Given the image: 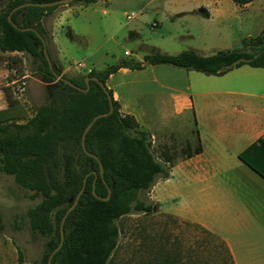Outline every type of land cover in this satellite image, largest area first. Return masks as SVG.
<instances>
[{"label": "crops", "instance_id": "obj_1", "mask_svg": "<svg viewBox=\"0 0 264 264\" xmlns=\"http://www.w3.org/2000/svg\"><path fill=\"white\" fill-rule=\"evenodd\" d=\"M106 2L60 6L40 21L48 39L46 50L53 62L60 63L62 74H85L122 58L143 65L118 68L105 85L119 112L132 115L152 138L151 146L169 151L173 159L168 177L157 178L147 191L156 210L133 212L119 235L115 249L121 264L127 263L126 257L132 264H264V178L238 158L250 143H264V66L241 64L222 75H206L146 64L147 52L141 48L139 55L133 54L135 59L124 50L129 58L119 56L112 62L102 50L107 40L115 41L112 34L105 38L111 19L103 20L100 14L105 13ZM197 5L204 9L197 13L221 19L238 11L256 15L257 34L264 27V0L243 5L197 0ZM156 25L153 21L150 27ZM136 34L128 28L125 38ZM75 43L84 51L80 67L61 60ZM2 63L6 65H0V109L7 106L4 89L12 93L9 86L16 77L10 61ZM10 73L14 77L9 79ZM22 75L26 100L43 103L50 83L37 75ZM160 179L171 183L163 193L155 187Z\"/></svg>", "mask_w": 264, "mask_h": 264}, {"label": "trees", "instance_id": "obj_2", "mask_svg": "<svg viewBox=\"0 0 264 264\" xmlns=\"http://www.w3.org/2000/svg\"><path fill=\"white\" fill-rule=\"evenodd\" d=\"M49 1L53 0H0V52L22 54L35 63L42 81L53 82L51 98L35 106L26 119L15 97L4 89L7 106L0 109V172L11 176L18 187L31 191L29 198L38 197V201L25 211L31 236L42 239L43 249L36 264H46L47 257L59 243L61 217L80 189L76 205L63 221L62 243L52 254L50 264H107L118 243L117 220L135 211H151L144 194L157 178L168 177L173 155L162 149L159 155L163 162L156 159L149 134L138 127L132 115L119 112L118 103L106 87V78L118 68L143 67L140 62L123 58L85 74H62L81 88L86 86L84 75L95 76L111 97L112 111L92 123L84 137L87 153L82 150L83 128L94 115L108 110L106 94L91 79L86 91L74 89L63 79H57L44 56L35 48L36 43L40 44L37 33L45 43L48 40L41 17L64 5L18 8L10 14L11 22L17 27L7 20L10 10L20 3ZM95 1L73 0L66 5H88ZM231 1L243 5L251 0ZM25 27H32L34 31L19 29ZM68 36L73 38L70 33ZM19 61L17 57L11 59L13 63ZM143 62L168 64L206 75H222L241 64L262 67L264 27L255 36L242 39L236 48L216 50L207 55L193 49L176 54L148 49ZM238 158L264 178V143H250L238 153ZM107 187L109 196L102 200ZM17 264H24L20 252Z\"/></svg>", "mask_w": 264, "mask_h": 264}, {"label": "rangeland", "instance_id": "obj_3", "mask_svg": "<svg viewBox=\"0 0 264 264\" xmlns=\"http://www.w3.org/2000/svg\"><path fill=\"white\" fill-rule=\"evenodd\" d=\"M147 1L108 0L102 6L105 9V13L100 14L103 20L111 19L106 26L105 38L110 34L115 38V41L107 40L102 50L105 49L108 53L107 57L112 62L119 56L127 57L123 54L124 50L131 53V59H135L133 54L139 55L140 50L148 52V49H155L165 54H176L182 50L193 49L198 54L207 55L216 50L236 48L242 39L257 34L256 21L259 17L249 16L243 11L231 14L228 19H221L212 14L204 16L197 13L199 8L197 0ZM131 12H135L136 15L126 18V15ZM153 21L157 22V25L150 27ZM128 28H134L137 34L126 39L125 34ZM117 29L118 31L114 33ZM99 42H102V38ZM83 56V49L75 43L66 48V56L61 60L62 63L69 64L78 62ZM15 57L20 59L18 63L11 62V59ZM5 59L16 68L18 78L27 73L29 76L37 75L41 79L35 63L22 54H0V65H6L2 63ZM57 64L61 67L60 63ZM64 74L71 76L68 72ZM12 77L14 75L10 73L8 78ZM23 80L25 81V78ZM52 83L43 92L44 100L51 98ZM19 86L20 80L9 86V89L22 107L24 119H26L40 101L29 103L26 100L25 88L20 94ZM151 149L156 159L163 162L159 155V148L152 145ZM170 185V182L160 179L155 187L159 193H163ZM30 193L31 191L18 187L11 176L0 172V264H17L18 252L24 264H36L41 256L42 239L31 236L25 216L26 209L38 201V197L29 198ZM140 196L142 198V195ZM144 197L147 198V192ZM132 214L128 213L117 220L120 238L123 236L124 227L131 221ZM125 260L127 263L124 264H132V258L126 257ZM107 264H121L117 249L112 252Z\"/></svg>", "mask_w": 264, "mask_h": 264}, {"label": "water", "instance_id": "obj_4", "mask_svg": "<svg viewBox=\"0 0 264 264\" xmlns=\"http://www.w3.org/2000/svg\"><path fill=\"white\" fill-rule=\"evenodd\" d=\"M73 0H53V1H49V2H41V3H33V2H23V3H20L18 4L17 6L13 7L10 12L7 14V20L11 22L10 20V14L18 9V8H21V7H24V6H28V5H37V6H52V5H66L70 2H72ZM198 12L200 13H203L204 9L202 7L198 8L197 9ZM12 23V22H11ZM12 25L14 27H17L14 23H12ZM21 30H33L34 29L32 27H25V28H19ZM38 37L40 39V44H35V48L38 50L39 53H41L45 60H46V63L48 65V68L52 71V73L56 76L57 79H63L70 87H73L74 89H77V90H80V91H86L87 88H88V80L91 79V80H94L96 81L99 86L103 89L104 93L106 94V97H107V100H108V104H109V107H108V110L105 111V112H102V113H98L96 115H94L90 120L89 122L85 125V127L83 128V131L81 133V138H80V146L82 148V150L86 152V149L84 147V137H85V133L87 132V130L89 129V127L92 125V123L97 119V118H100L102 116H106L107 114H109L111 111H112V104H111V97H110V94L108 93L107 91V88L104 86V84L102 82H100L95 76H89V75H84V82H85V88H81L75 84H73L71 81L65 79L62 77V69L60 68V66H58L55 62H53L49 55H48V52L46 50V47H45V42L42 38V36L40 34H38ZM97 162H98V171H99V174L102 175V166L100 164V162L98 161L97 159ZM82 189H80L78 191V193L75 195V197L72 199V202L71 204L67 207V209L65 210L64 214L62 215L61 217V220H60V223H59V243L57 244V246L52 250V252L49 254V256L47 257V261H46V264H50V258L52 256V254L54 252H56L60 246H61V243H62V239H63V232H62V224H63V221L66 217V215L68 214V212H70L74 206L76 205L77 203V200H78V197H79V194L81 192ZM92 194L95 195L94 193V190H93V185H92ZM109 196V188L107 187V192H106V195L104 197H102L101 199L102 200H106ZM156 210V207L155 205H152L151 206V211H155Z\"/></svg>", "mask_w": 264, "mask_h": 264}, {"label": "built area", "instance_id": "obj_5", "mask_svg": "<svg viewBox=\"0 0 264 264\" xmlns=\"http://www.w3.org/2000/svg\"><path fill=\"white\" fill-rule=\"evenodd\" d=\"M136 15V13L135 12H131L130 14H127L126 15V18H130V17H133V16H135ZM124 54H127V51H124ZM77 64V66H81V63L80 62H77L76 63ZM12 71H13V73H14V75L16 76V70L15 69H12ZM24 77L25 76H23V75H21L20 76V78H18V76H16L15 77V80H13V83H15V82H17L18 80H20V86H19V88H18V92L21 94V92H22V90H24ZM150 140H151V143H153V141H152V138H150Z\"/></svg>", "mask_w": 264, "mask_h": 264}]
</instances>
